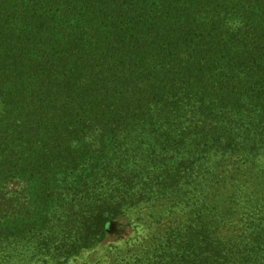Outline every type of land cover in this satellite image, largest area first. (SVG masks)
<instances>
[{"label":"trees","instance_id":"obj_1","mask_svg":"<svg viewBox=\"0 0 264 264\" xmlns=\"http://www.w3.org/2000/svg\"><path fill=\"white\" fill-rule=\"evenodd\" d=\"M234 156L264 175V0H0V264L66 263L147 203L184 220L117 264H264Z\"/></svg>","mask_w":264,"mask_h":264},{"label":"rangeland","instance_id":"obj_2","mask_svg":"<svg viewBox=\"0 0 264 264\" xmlns=\"http://www.w3.org/2000/svg\"><path fill=\"white\" fill-rule=\"evenodd\" d=\"M244 161L242 156H234L222 162L220 171L225 176L224 184L228 185L231 194L239 183L249 180L251 185L256 177L261 186H264V175L251 163L246 164ZM24 186L25 183L17 178L11 182L8 189L17 191ZM243 214L237 215L233 223L229 224L231 230H243ZM183 220L182 213H172L168 206L161 203H147L135 207L112 221L113 226L107 228L106 239L101 244L83 250L63 264H117L118 257L130 255L143 245L152 244ZM30 264L42 262L32 261Z\"/></svg>","mask_w":264,"mask_h":264},{"label":"water","instance_id":"obj_3","mask_svg":"<svg viewBox=\"0 0 264 264\" xmlns=\"http://www.w3.org/2000/svg\"><path fill=\"white\" fill-rule=\"evenodd\" d=\"M112 226H113V223L111 222V223H109L108 228H111Z\"/></svg>","mask_w":264,"mask_h":264}]
</instances>
